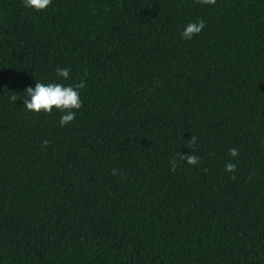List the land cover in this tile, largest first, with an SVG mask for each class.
Segmentation results:
<instances>
[{
    "label": "trees",
    "instance_id": "16d2710c",
    "mask_svg": "<svg viewBox=\"0 0 264 264\" xmlns=\"http://www.w3.org/2000/svg\"><path fill=\"white\" fill-rule=\"evenodd\" d=\"M82 78L70 125L22 108ZM0 264H264V0H0Z\"/></svg>",
    "mask_w": 264,
    "mask_h": 264
},
{
    "label": "clouds",
    "instance_id": "9594fccd",
    "mask_svg": "<svg viewBox=\"0 0 264 264\" xmlns=\"http://www.w3.org/2000/svg\"><path fill=\"white\" fill-rule=\"evenodd\" d=\"M25 9L35 12H43L52 4V0H21ZM202 5H213L216 0H197ZM205 27L203 19L191 21L185 24L179 32L181 41H192L194 37L199 35ZM69 68L58 67L56 75L61 81L69 79ZM86 75V74H85ZM85 87V80L82 78L79 83L65 84L63 82H38L35 81L34 86H28L23 92L26 95L23 97V109L29 113L35 114H52L53 110L60 114L59 125L65 127L70 125L77 115V111L82 107V99L80 97V90ZM16 103V96L10 97ZM190 154L177 153L172 159L168 161L169 171L175 172L177 168V161L183 160L189 166H195L199 163L200 157L191 154L195 150L196 138L191 137ZM48 141H43V146H47ZM228 156L236 160L239 152L236 148L228 150ZM237 162L229 160L224 165L225 173H229L230 179L235 180V172L237 169ZM117 170H112V175H116Z\"/></svg>",
    "mask_w": 264,
    "mask_h": 264
}]
</instances>
